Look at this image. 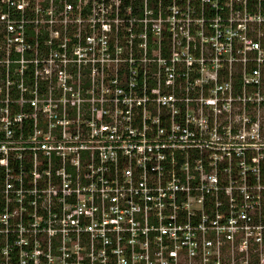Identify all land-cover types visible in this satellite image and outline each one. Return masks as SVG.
<instances>
[{
  "label": "built area",
  "instance_id": "2783aa9c",
  "mask_svg": "<svg viewBox=\"0 0 264 264\" xmlns=\"http://www.w3.org/2000/svg\"><path fill=\"white\" fill-rule=\"evenodd\" d=\"M0 264H264V0H0Z\"/></svg>",
  "mask_w": 264,
  "mask_h": 264
}]
</instances>
